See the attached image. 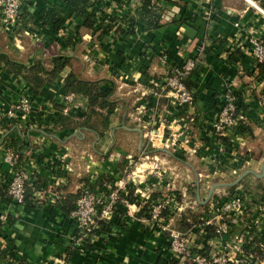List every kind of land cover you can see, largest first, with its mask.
Listing matches in <instances>:
<instances>
[{"label": "crops", "instance_id": "0c3cea01", "mask_svg": "<svg viewBox=\"0 0 264 264\" xmlns=\"http://www.w3.org/2000/svg\"><path fill=\"white\" fill-rule=\"evenodd\" d=\"M115 1L106 8L110 13H104V24L99 25L100 38L82 27L83 18L63 6L62 0H31L24 12L29 16L22 19L24 28L12 31L6 29L0 14V36L11 55L28 65L35 58L55 54L77 57L84 63L86 79L113 82L119 98L109 130L93 138L74 127L62 129L60 123L65 116L73 120L85 117V97L74 95L73 108L63 114L62 83L34 95L21 78L0 67V101L11 105L30 94L33 105L29 118L9 120L2 127V144L13 146L20 163L32 173V193L30 203L16 217L7 192L12 171L0 149V216L8 214L15 221L10 226L3 224L0 264H178L168 234L142 221L147 198L169 199L164 216L178 231L183 216L204 213L201 224L182 233L196 252L211 253L220 237L215 227H204V220L213 216V210L231 192L242 197L243 208L226 219L230 233L223 239L224 248L236 256V238L245 235L244 246L256 257L253 264H264V258L255 253L259 247L264 257V74L242 49L247 34L264 41V0H161L166 25L158 29L141 21V4L135 0ZM57 6L65 10L61 15L65 26L70 24L67 39L40 27L41 11ZM209 10L213 11L211 19L205 15ZM163 53L173 66L197 57L198 68L188 85L195 93L198 123L187 125L188 146L183 144V129L171 124L175 112L171 99L157 101L152 95L151 83L160 80L165 71ZM70 72L66 69L63 79ZM228 84L242 98L248 126L229 130L220 138L206 122L216 118L221 93ZM142 105L147 107L143 121L163 129L167 139L172 133L180 134L175 147L152 148L136 120L135 110ZM143 156L160 161L159 174L152 173V164ZM131 173L136 174L134 180ZM120 183L127 185L130 203L120 198L114 223L98 231L84 248H74L77 225L73 212L63 210L65 198L78 196L90 185L118 190ZM119 191L124 193V186ZM251 243L253 247H249Z\"/></svg>", "mask_w": 264, "mask_h": 264}, {"label": "built area", "instance_id": "2783aa9c", "mask_svg": "<svg viewBox=\"0 0 264 264\" xmlns=\"http://www.w3.org/2000/svg\"><path fill=\"white\" fill-rule=\"evenodd\" d=\"M123 1L127 3L129 0ZM135 1L138 6L140 4L142 5L143 0ZM158 1L159 4H161V0H153L152 3H157ZM116 2L115 0H91L87 11L88 13H92V11L96 10L95 14L93 13L95 21L97 24L102 25L105 21L104 13L109 14L110 11H108V9L111 3ZM29 3H31V0H0L2 23H4L8 31H12L18 26L24 28L22 15L26 11L25 9L28 7ZM107 7L108 9H106ZM205 15L208 19H211L213 11L209 10ZM68 25L58 32V38H68L70 34ZM23 32L25 35H29L26 30ZM242 49L250 55L256 65L264 63L263 40L252 34H247L242 44ZM201 50V48L198 49V52H201ZM161 62L165 71L160 80L151 83L153 86L152 95L157 101H160L164 97L171 99V105L175 108V112L172 114L174 116L172 117L171 124L172 126L178 125L183 129V132H181L184 137L183 144L188 146L191 144V140L188 136L190 127H187V125L191 126V124L196 125V123H198V109L195 102V93L188 87L189 80L198 68L197 57L188 58L182 65L173 66L170 64L167 54L163 53ZM31 97L30 94H23L19 102L11 105H6L0 101V149L4 151V163H6L12 171V178L8 183L7 192L13 207H15L16 217H18L17 211L26 205V188L27 185L32 183V173L25 169L20 163L19 152L13 146L2 144V127L6 121L17 120L18 118L26 120L31 116L33 113ZM220 100L221 103L218 107L216 118L211 123L208 121L206 122L212 133L223 138L229 130L236 129L237 127L245 130L248 126V119L242 105V98L235 92L232 84H228L224 87ZM63 104V114H69L74 106V95H65ZM261 106L264 108V101L261 103ZM185 108L187 112L183 113V109ZM135 111L139 117H137L136 120L140 122L142 130L146 131L153 149H168L169 147L176 146L180 136L179 133H172L171 137H169L172 140L169 138L167 139L163 129L151 122L143 121L142 117L147 112V107L145 105L137 107ZM184 114L187 115L188 118L184 117ZM162 122L165 125V120ZM171 124L167 125L170 129ZM143 157L146 159V162L152 164V173L159 174L161 167L160 161L158 159L149 161V156ZM135 175V173L130 174L131 180L136 178ZM123 186L125 191L120 194L119 189L123 188ZM126 187V184L120 183L118 190H114L106 185L101 189H96L91 185L82 188L76 202V209L72 213V219L77 225V235L73 241L74 248H84L89 241L91 242L94 240L98 231L114 223V216L118 209L120 198L125 200V203H130ZM138 194H140L139 191ZM144 208L145 217L142 221L146 223L147 226L168 234L170 251L176 259H179L178 264L255 263L256 257L254 253L247 251L244 246L247 240L245 235L236 238L238 243L236 246L237 255L234 257L227 253V247L224 248L223 245V239L230 233V224L226 222V219L234 214L240 213L243 208V200L240 195H237L235 198H229L217 205L213 210V216L204 220V227H215V233L220 237L217 241L218 245L216 244V246L213 247L211 253L196 252L189 245L188 239L184 233L171 228L164 216L165 212L169 209V199L152 200L148 197ZM7 219L8 214L0 216V222L2 224H5Z\"/></svg>", "mask_w": 264, "mask_h": 264}, {"label": "trees", "instance_id": "16d2710c", "mask_svg": "<svg viewBox=\"0 0 264 264\" xmlns=\"http://www.w3.org/2000/svg\"><path fill=\"white\" fill-rule=\"evenodd\" d=\"M152 1H142L140 19L152 29L163 28L166 25L164 24L166 23L164 22L166 11L160 8L159 1L157 3H152ZM90 2L91 0H62L63 6L83 18L82 27L95 34L97 33L98 38H100L103 34L97 32V30L101 28L96 23L94 14L87 11ZM61 8L57 6L49 11H41L40 27L42 31H46L48 34L50 32L55 37L60 30L65 28L64 21L61 19V15L65 13V10ZM28 16L29 13H24L22 19L24 20ZM133 28L134 25L131 29ZM0 67L7 73L21 78L30 87V91L34 95L40 94L47 86L62 83V95H82L85 97L88 101L85 117L82 120H73L67 116L62 117L60 122L62 129L68 126L74 127L87 136L92 135L93 138L102 137L109 130L111 117L115 114L119 103V98L116 96V86L113 82L109 84L105 80L86 79L83 75L84 63L79 58L55 54L48 59L35 58L33 64L28 65L25 60L14 57L4 49L3 39L0 36ZM257 68L260 74H264V63L258 64ZM66 69H70L71 72L63 79L62 74ZM105 85H108V88ZM26 191V203H30V194L32 193L30 185H27ZM79 196L80 194L76 197L68 196L65 198L63 202L65 213L70 214L76 209ZM236 196L235 192H231L229 198H235ZM201 208L205 210L207 207L201 206ZM203 216L204 213L201 212H189L187 216H183L179 230L186 232L193 225L201 224ZM14 222L12 219H7V226L12 225ZM4 230V225L0 223V236L4 233ZM249 247H253L252 243ZM255 253L258 258H264L259 247H256Z\"/></svg>", "mask_w": 264, "mask_h": 264}]
</instances>
